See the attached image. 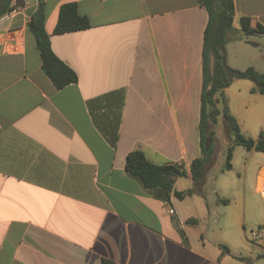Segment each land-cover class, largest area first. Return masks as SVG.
<instances>
[{
	"label": "crops",
	"instance_id": "1",
	"mask_svg": "<svg viewBox=\"0 0 264 264\" xmlns=\"http://www.w3.org/2000/svg\"><path fill=\"white\" fill-rule=\"evenodd\" d=\"M66 3L90 27L54 35ZM233 4L234 25L248 17L264 28V0ZM36 7L23 0L0 17V264H264V243L249 235L264 224V158L251 194L245 181L215 183V135L230 143L221 118L202 178L176 174L173 192H191L183 199L145 189L124 167L137 149L179 170L200 157L205 10L196 0H45L51 49L77 75L57 90L27 27ZM254 37H233L226 62L264 75V34ZM252 88L235 80L224 95L241 133L257 139L264 94Z\"/></svg>",
	"mask_w": 264,
	"mask_h": 264
},
{
	"label": "trees",
	"instance_id": "2",
	"mask_svg": "<svg viewBox=\"0 0 264 264\" xmlns=\"http://www.w3.org/2000/svg\"><path fill=\"white\" fill-rule=\"evenodd\" d=\"M28 30L33 36L41 62V69L53 86L59 90L77 83V75L52 51L50 37L44 28L45 0H36ZM205 10L207 22L203 31L201 49V91L199 96V148L201 155L194 159L189 169L179 170L176 166L155 165L149 162L139 149L133 150L125 158V171L138 179L148 190L159 189L166 198L173 194L178 199L190 195V191L173 192V183L178 176L197 182L202 178L207 153V141L219 118L229 130L230 143L226 150L223 170H231L232 149L240 146L247 152L253 151L264 155V136L257 139L244 136L235 118L229 113L224 90L235 80H247L253 84V93L264 94V75L251 67L245 70L232 69L226 62V45L235 38H248L264 34V28L253 24L248 17H240L238 28L234 26L235 12L233 0H196ZM23 6V0H0V17L15 8ZM90 27L86 16L79 15L75 3H66L59 7L54 35L78 32ZM117 132L111 139L116 145ZM195 219L186 220L187 225H194ZM101 264H113L102 260Z\"/></svg>",
	"mask_w": 264,
	"mask_h": 264
},
{
	"label": "rangeland",
	"instance_id": "3",
	"mask_svg": "<svg viewBox=\"0 0 264 264\" xmlns=\"http://www.w3.org/2000/svg\"><path fill=\"white\" fill-rule=\"evenodd\" d=\"M235 27L236 24L234 25ZM238 28V27H237ZM251 40L257 41V37L251 36ZM231 42V41H230ZM233 102V101H232ZM226 133L221 132L219 135H215L214 139V148H213V156L214 165H213V173L217 178V182L220 183L224 187L227 188L228 185L235 184V187L243 188L244 181L246 182V186L248 188V194H251V191L254 187V178L255 173L260 163L259 158H264V155H257L261 157L251 158V153L247 152L240 146H234L232 149V159H231V171H223V167L225 164V156L226 150L228 148V143L225 141ZM219 142V146H218ZM223 171V172H222ZM261 173L264 174V168L261 170Z\"/></svg>",
	"mask_w": 264,
	"mask_h": 264
},
{
	"label": "built area",
	"instance_id": "4",
	"mask_svg": "<svg viewBox=\"0 0 264 264\" xmlns=\"http://www.w3.org/2000/svg\"><path fill=\"white\" fill-rule=\"evenodd\" d=\"M263 195H264V190H263ZM168 212L170 215L174 214L173 209H169ZM249 235L252 240L259 242V243H264V224L251 230Z\"/></svg>",
	"mask_w": 264,
	"mask_h": 264
},
{
	"label": "bare ground",
	"instance_id": "5",
	"mask_svg": "<svg viewBox=\"0 0 264 264\" xmlns=\"http://www.w3.org/2000/svg\"><path fill=\"white\" fill-rule=\"evenodd\" d=\"M262 190H264V186H263V189Z\"/></svg>",
	"mask_w": 264,
	"mask_h": 264
}]
</instances>
